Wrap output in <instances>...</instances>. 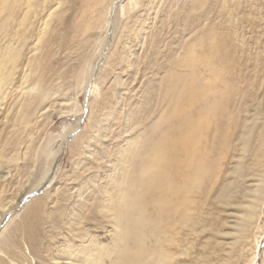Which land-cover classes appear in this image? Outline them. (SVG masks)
I'll return each mask as SVG.
<instances>
[{
    "label": "rangeland",
    "instance_id": "374dc122",
    "mask_svg": "<svg viewBox=\"0 0 264 264\" xmlns=\"http://www.w3.org/2000/svg\"><path fill=\"white\" fill-rule=\"evenodd\" d=\"M99 1L52 0L22 25L26 3L0 0V54L24 41L12 93L0 107V264H64L69 249L78 252L91 242L112 248L118 230L106 204L121 197L125 177H118L132 170L131 155L172 107L168 82L194 74L203 86L216 83V98H230L231 115L220 124L222 135L207 145L216 148L214 171L204 191L189 195L190 224L174 228L165 249L172 264H252L256 253V264H264V0L226 7L224 0H138L129 15L119 9L127 0H115L107 44L100 49L98 24L110 0ZM208 41L225 48L227 65L210 55ZM190 49L195 60L199 55L195 68L181 62ZM202 58L216 62L217 71ZM90 61L88 87L77 89L76 72ZM30 66H39L55 84L63 75L64 98L76 101L79 111L65 113L68 104L57 96L44 117L37 113L21 127L18 91ZM78 124L81 136L74 139L78 134L70 129ZM63 142L61 161L47 176L51 182L37 187L29 176L41 173L36 151L46 145L57 152ZM49 163L42 158L41 169Z\"/></svg>",
    "mask_w": 264,
    "mask_h": 264
},
{
    "label": "bare ground",
    "instance_id": "6f19581e",
    "mask_svg": "<svg viewBox=\"0 0 264 264\" xmlns=\"http://www.w3.org/2000/svg\"><path fill=\"white\" fill-rule=\"evenodd\" d=\"M12 1L7 0L8 5L12 4ZM20 1L26 3L28 9L22 20V25H25L32 15L38 14L37 10L48 9V3L52 0L47 2L45 0L43 2L42 0ZM114 1H109L103 22L98 24L101 39L96 41L95 45L97 44L99 49L105 48L107 44L106 32L111 24ZM206 1L201 0L200 3L205 4ZM232 1L237 4L241 0H224L225 7L226 2ZM99 2L103 3L105 0ZM137 2L138 0H127L126 4L122 3L119 8L121 13L129 15V11ZM17 3L15 2L13 6ZM55 15L56 10H53L44 20L39 43L44 39ZM208 43L210 55L212 54L213 58L217 57L216 59L220 61L217 60L218 63L221 64L222 61L223 65H227L228 61L225 60V57L228 54L225 52V48H221L214 42L208 41ZM96 46L93 48L94 52ZM23 48L24 41H20L18 45L8 46L0 54V107L12 93L11 89ZM214 49H217V52ZM194 53L195 50H189L187 57L181 60L183 66L195 68L199 55L195 60L196 53ZM92 54L90 52L85 58L91 57ZM202 59V62L208 66L216 63H213L210 58ZM198 63H200L199 60ZM201 64L204 66L203 63ZM91 65L90 61L87 69L84 66L78 68L74 77L77 82L73 83L77 89L83 90L88 87L87 76ZM216 66H212L213 72L217 71ZM62 78L63 75H60L59 82L55 84L57 80L42 72L39 66L34 68L30 66L25 71L21 88L18 91L23 95L19 110L21 127H28L37 113H41L39 118L44 117L50 102L57 96L62 97L63 102L68 104V111L65 113L72 114L79 111L76 101L72 102L69 98H64L65 95L61 90ZM172 78L173 80L167 85V90L172 96V107L162 116L152 134L141 140V151L131 155L134 166L132 170H127L124 172L125 174L119 175L118 180L122 176L125 177L119 187L121 197L112 199L110 203L106 204L108 208L106 212L112 217L118 230L117 243L112 248L99 247L97 243L91 242L90 245L83 246V249L78 252L69 249L66 251L68 263L64 264H77L80 258L83 259L82 264H106L107 258L113 260L112 264H172V255L166 251L165 246L174 241V228L179 224L181 226L190 224L187 216L192 209L191 204L188 203L191 200L189 195L196 190L204 191L209 176L214 171L211 162L215 156L216 148L214 145H210V148L207 145L222 135L220 124L226 125L225 123L231 115L227 110L230 98L227 99V102L229 101L227 103L221 97L216 98V95L212 93L216 83H213L214 86L211 84V86H203L195 74L191 75L189 79L183 76H173ZM182 86L183 89H180ZM219 102H222L224 106L221 107ZM80 126L79 124L77 127L72 126L70 134H78ZM79 134L74 139L79 138L81 136ZM66 140L69 139L66 138ZM65 142L61 144L57 152L50 147L47 149L46 145L49 142L45 146H39L40 148L35 154V168L39 167L41 173L39 176L35 175V170L29 173V176L33 177L32 180L37 182V187L43 185L44 182L47 184L51 182V177L47 178V176L61 161L59 155L65 151ZM28 143L33 144L34 138L31 137ZM21 144L22 142L18 146ZM29 150L30 148L27 147L25 156L28 155ZM43 154H45L44 157H42ZM1 158L2 155H0ZM42 158L45 161L50 160L48 166L43 169L40 165ZM19 160L18 156L14 161L18 162ZM38 212L33 211L31 215L37 218ZM32 233V231L27 232L29 240L33 243L37 241V238ZM258 258L259 255L256 253L252 264H256Z\"/></svg>",
    "mask_w": 264,
    "mask_h": 264
}]
</instances>
